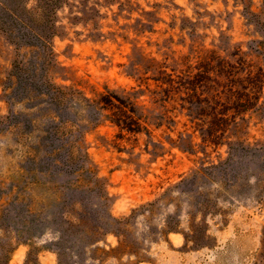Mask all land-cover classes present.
<instances>
[{
	"label": "rangeland",
	"instance_id": "1",
	"mask_svg": "<svg viewBox=\"0 0 264 264\" xmlns=\"http://www.w3.org/2000/svg\"><path fill=\"white\" fill-rule=\"evenodd\" d=\"M57 3L51 55L0 28V258L8 249V264H264V148H241L264 144V108L239 114L213 145L176 102L154 103V82L141 80L157 75L151 62L179 73L239 56L264 73V0ZM44 78L88 97L136 92L151 135L102 121L80 143L93 175L64 165L67 138L47 137L50 121L25 96Z\"/></svg>",
	"mask_w": 264,
	"mask_h": 264
},
{
	"label": "trees",
	"instance_id": "2",
	"mask_svg": "<svg viewBox=\"0 0 264 264\" xmlns=\"http://www.w3.org/2000/svg\"><path fill=\"white\" fill-rule=\"evenodd\" d=\"M58 1L0 0V28L9 35L12 34L17 44L24 42L25 45L34 47L32 41L23 39L26 36L33 37L34 41L40 44L45 55H51L52 51H47V47L56 32L51 15ZM32 2L33 4L30 5ZM212 60L200 61L197 66H188L179 73L167 72L162 63L151 62L146 68L153 69L157 75L143 77L141 80L154 82L155 89L151 91L154 103L163 106L169 101L176 102L180 109L185 110L186 116L200 131L204 141L219 145L229 127L237 125L236 119L239 114L264 108V100L259 103L264 73L261 68L254 69L242 56L238 57L235 64L223 59L212 64ZM15 67L18 70L22 68L17 63L14 64ZM241 70L246 71V76H239ZM37 86L39 88L33 91L32 95L28 93L25 96L33 102L31 108L43 110L41 116L45 115L44 117L50 121V127L46 129L47 137L67 138L65 152L59 157V161L64 165L76 162L75 165L84 169L85 173L93 175L87 162L86 151L80 143L83 141L84 133L102 121H108L120 131L127 133L137 134L144 131L151 135L148 122L138 112L136 101L133 100L136 92H125L121 95L105 88L93 97H88L79 89L56 85L45 78L39 79ZM165 118L173 121L168 116ZM66 125L71 127L64 129ZM74 131L76 134H73ZM69 137H71L70 141ZM237 144L243 143L238 141ZM228 147L230 155L237 148L233 142H229ZM241 148H248L253 155L255 151L261 152L264 144L245 145ZM48 154H51L52 161L59 156L55 147H50ZM261 181L264 182V178ZM22 188H26L25 184ZM24 206L25 212L31 213V202L24 203ZM67 214L71 212L63 211L61 219L70 225L71 221L67 219ZM107 216L117 221L110 213H107ZM76 221L77 224H87V220L83 219L82 215H78ZM65 231V229L58 230L60 234ZM89 231L92 235L96 234L92 226L89 227ZM106 231V228H102V233ZM91 241L96 243L97 239ZM8 253V249L2 253L0 264H8Z\"/></svg>",
	"mask_w": 264,
	"mask_h": 264
}]
</instances>
